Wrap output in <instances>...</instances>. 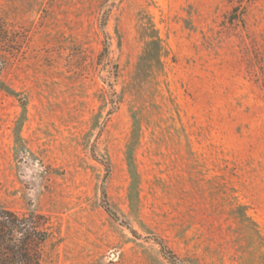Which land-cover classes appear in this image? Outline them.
I'll return each mask as SVG.
<instances>
[{
    "label": "rangeland",
    "instance_id": "374dc122",
    "mask_svg": "<svg viewBox=\"0 0 264 264\" xmlns=\"http://www.w3.org/2000/svg\"><path fill=\"white\" fill-rule=\"evenodd\" d=\"M0 208L44 264H264V0H0Z\"/></svg>",
    "mask_w": 264,
    "mask_h": 264
},
{
    "label": "trees",
    "instance_id": "16d2710c",
    "mask_svg": "<svg viewBox=\"0 0 264 264\" xmlns=\"http://www.w3.org/2000/svg\"><path fill=\"white\" fill-rule=\"evenodd\" d=\"M109 215H115L105 206ZM50 237L47 219L35 213L17 215L0 208V264H44Z\"/></svg>",
    "mask_w": 264,
    "mask_h": 264
}]
</instances>
